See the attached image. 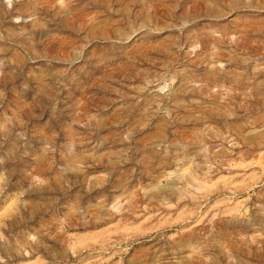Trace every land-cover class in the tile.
<instances>
[{"label":"rangeland","instance_id":"rangeland-1","mask_svg":"<svg viewBox=\"0 0 264 264\" xmlns=\"http://www.w3.org/2000/svg\"><path fill=\"white\" fill-rule=\"evenodd\" d=\"M0 264H264V0H0Z\"/></svg>","mask_w":264,"mask_h":264}]
</instances>
